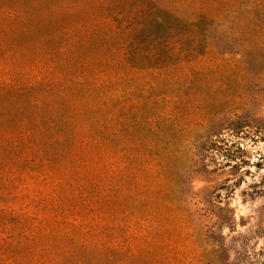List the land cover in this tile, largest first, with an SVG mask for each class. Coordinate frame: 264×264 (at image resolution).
I'll use <instances>...</instances> for the list:
<instances>
[{
	"label": "rangeland",
	"instance_id": "rangeland-1",
	"mask_svg": "<svg viewBox=\"0 0 264 264\" xmlns=\"http://www.w3.org/2000/svg\"><path fill=\"white\" fill-rule=\"evenodd\" d=\"M148 1L213 23L131 50L122 16L95 35L76 16L71 55L36 38L29 59L0 54V82L34 89L16 99L29 130L3 118L0 232L87 226L119 250L95 264H264V0Z\"/></svg>",
	"mask_w": 264,
	"mask_h": 264
},
{
	"label": "trees",
	"instance_id": "trees-1",
	"mask_svg": "<svg viewBox=\"0 0 264 264\" xmlns=\"http://www.w3.org/2000/svg\"><path fill=\"white\" fill-rule=\"evenodd\" d=\"M91 1L0 0V54L5 57L3 60L15 54L29 59L35 54V43L30 42L34 38L46 49L41 53L50 58L71 55L70 38L76 33L73 24L76 16L82 18L80 27L92 35L100 32L101 19L114 20L122 16L124 25L120 27L117 39L120 47H131V50V43L137 36L166 41L189 39L203 35L202 29L213 23L202 17L195 22L179 21L148 0H98L93 10L89 7ZM16 37L22 38L24 45ZM33 90L25 88L13 92L0 82V119L15 113L21 118L17 128L29 130L32 123L26 120L24 109L16 104V99L30 96ZM32 99L31 105L38 108L41 102L36 97ZM5 102L9 103L5 105ZM4 121L0 120V139L6 132ZM1 225L4 230L0 232V264H95L98 256L107 258L109 253L119 251L108 249L101 243V234L83 225L42 221L35 226L23 219L18 220L10 231L5 222ZM62 243L66 245L64 248Z\"/></svg>",
	"mask_w": 264,
	"mask_h": 264
}]
</instances>
